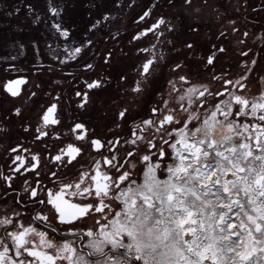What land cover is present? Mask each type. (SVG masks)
<instances>
[{"label": "snow or ice", "instance_id": "obj_1", "mask_svg": "<svg viewBox=\"0 0 264 264\" xmlns=\"http://www.w3.org/2000/svg\"><path fill=\"white\" fill-rule=\"evenodd\" d=\"M82 7L5 13L0 264H264V0Z\"/></svg>", "mask_w": 264, "mask_h": 264}, {"label": "flooded vegetation", "instance_id": "obj_2", "mask_svg": "<svg viewBox=\"0 0 264 264\" xmlns=\"http://www.w3.org/2000/svg\"><path fill=\"white\" fill-rule=\"evenodd\" d=\"M65 2L67 4V17L71 20H75L78 24H83L85 22V9L82 7L83 0H65ZM253 2L258 5V0H253ZM29 3L33 4L39 11L45 10V0H0V9L4 10L0 11V50L7 47L8 42L13 37L20 38L26 42L31 37L35 36L40 39L42 48L44 47L45 37L48 42H52L54 39L46 25H41L39 30L32 28L31 21L27 19L24 13H22L19 17H8L5 14L7 11L13 10L16 7H22L26 10ZM74 3L81 6L74 8L72 7ZM136 11H138V9L131 12H129L128 9H125V13H128L125 16V21L128 25L127 32L129 34L135 27L132 23V17L136 15ZM19 28H24L25 31L20 32L18 31ZM41 33H44V35H41ZM30 59L31 52H29L28 56V60ZM24 62L27 63V60ZM4 160V155L0 153V170H3Z\"/></svg>", "mask_w": 264, "mask_h": 264}]
</instances>
